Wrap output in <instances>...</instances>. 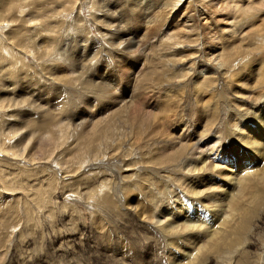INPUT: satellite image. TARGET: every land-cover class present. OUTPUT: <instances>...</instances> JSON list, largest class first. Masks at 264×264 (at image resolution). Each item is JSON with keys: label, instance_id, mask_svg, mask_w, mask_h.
<instances>
[{"label": "rangeland", "instance_id": "rangeland-1", "mask_svg": "<svg viewBox=\"0 0 264 264\" xmlns=\"http://www.w3.org/2000/svg\"><path fill=\"white\" fill-rule=\"evenodd\" d=\"M230 1L198 0L187 12L178 5L170 16L161 4L162 29H149L145 45L118 66L108 44L115 34L113 26L121 23L112 17L121 11L122 29L140 39L146 28L140 17L146 13L145 0H84L82 6L75 0H0V49L6 45L15 53L13 67L0 55V144L8 152H0V264H264V186L254 200L245 197L232 214V179L230 185L213 183L215 173L207 166L195 170L201 167L196 157L216 142L220 147L210 157L234 167L233 179L247 169L264 170V109L256 110L249 99L261 89L263 77L257 69L264 64V48L257 53L252 38L244 35L247 28L240 33L229 19L241 8L255 12V25L264 26V0L236 5ZM221 4H228L227 20L225 11L218 10ZM199 7L209 14L201 13L197 27H204V41L213 39L217 50L211 52H232L231 37L237 44L246 38L243 44L254 46L249 56L234 57L246 59L233 64L238 82L234 87L222 90L209 80L216 77L212 59L217 53L204 63L210 49L202 47L207 58L201 59L203 67L197 66L190 35L177 34L186 31L176 24L187 16L194 22ZM207 27L213 28L210 36ZM78 40L98 49L94 68L72 69L66 57ZM106 59L110 66L100 68L101 63L109 64ZM154 71L160 83L152 78ZM101 72L113 76L114 86L101 87ZM88 79L91 93L86 90ZM5 83L16 87L15 97L4 92ZM195 83L202 88L195 90ZM101 89L110 92L103 98ZM12 97L18 104L9 108ZM87 99L89 108L82 105ZM94 99L99 103L91 108ZM228 105L232 108L226 111ZM200 138H205L203 148L196 145ZM250 139L260 146L249 145ZM24 150L23 156H13ZM230 158L236 162L229 163ZM241 161L250 167L241 169ZM201 207L232 216L238 230L227 236V247L187 263L185 255L205 242L203 229L168 235L160 222L180 225L188 210L196 221L203 215ZM201 221L208 227L213 224L209 217Z\"/></svg>", "mask_w": 264, "mask_h": 264}, {"label": "bare ground", "instance_id": "bare-ground-1", "mask_svg": "<svg viewBox=\"0 0 264 264\" xmlns=\"http://www.w3.org/2000/svg\"><path fill=\"white\" fill-rule=\"evenodd\" d=\"M81 1H84V0H75V4L79 2V6H82L83 2ZM116 1V0H115ZM240 1L242 0H231L230 2H232L234 5H236V3H240ZM112 2V1H111ZM198 0H145V8L146 9V13L145 14H140L142 17V20L145 21V26L146 28L144 29L145 31V34L142 35L140 37V39L137 38V35L133 34V33H129L127 30L125 29H122L124 28V26L122 25V20L121 19H124L123 15L121 14V11H115V14L116 16H113L112 18H114L115 21H118L120 22L121 24H115L113 26V28H115L113 31L115 32L114 35L111 36V41L110 43L108 44V46H110L111 48V51L114 53V58H112L115 62H119L118 66L122 63H125L127 61L126 60V56L128 55H131L132 53H134V49H138L139 47L145 45L144 41L146 40V38L148 37V34L149 33V29L151 30V28H154L155 32L157 31H160L162 29V26L164 25L163 23L159 24V21L161 19H163V16L165 14V9H164V12L162 11V8H161V4H162V7L164 5H166L167 7L166 8H169L170 12H169V16L171 15V11H177L178 10V5L179 6H182L183 5V9L181 10V12H187L188 8L191 7V5L193 3L197 4ZM124 3V1H123ZM137 3V2H136ZM143 3V2H142ZM200 3V2H199ZM223 3V2H222ZM1 4V3H0ZM113 4V3H112ZM115 4V3H114ZM109 5V3H108ZM129 5V3H128ZM139 5V4H138ZM203 5V4H202ZM107 6V5H106ZM130 6V5H129ZM142 8V7H141ZM192 8V7H191ZM200 9H198V11L196 12V19L194 20V22H192V17L191 16H187L186 20L181 19L179 21V23H177V27H179L180 25H182V27H184V30L186 32H179L177 33L180 37H183L185 36L184 34H189L190 35V40H189V43L193 45V47H191L193 49V54L197 55V66L200 65V67H203L202 66V63H203V60L205 58H207L209 56V59H206L204 60L205 62L204 63H208L211 59H210V56H214L215 53L216 56L213 57V62L216 61V64L214 65V67L216 68V77L214 78V76L210 77L209 80H211V82H217L218 83V86L220 87V89L223 90V88H227L229 86L231 87H234L238 82L237 81H234L235 80V77H236V73H233L234 70H236L237 68L236 67H233V64L234 65H238L239 63H243L246 59L245 57H242V59L240 61H235L234 60V57L236 58V55L238 54H241L242 55H246V56H249L247 54H249V52L251 50H254V46H245V44H243V41L246 40V38H242V40L240 39L238 44L236 43V40H233L231 38H229V41L231 42L232 46L231 47H235L233 49H231L232 52H226V53H219L218 52H211L213 50H217L214 48V46L212 45L213 43V39L211 38L210 36V32H211V29L213 30L212 27H207V30H208V34H209V39H207V41H204L202 38H201V32L204 30V27H202V29H199L197 27V19L201 18V13L202 15L204 16L205 14H208L207 12L204 14L203 12L204 11V7H199ZM228 4L225 5V4H221L220 7H219V12L220 10L222 11H225V13L222 15L225 20H227V16H228V12H227V9H228ZM18 9V8H17ZM23 10V9H21ZM258 10V9H257ZM260 10V9H259ZM258 10V11H259ZM128 11V9H127ZM151 12V13H150ZM197 13L198 16H197ZM264 14V12H262ZM262 13H261V16H262ZM125 14V13H124ZM157 14V15H156ZM209 15V14H208ZM168 16V17H169ZM206 16V15H205ZM167 17V19H168ZM256 17H258V15L255 16V12H252L251 13H247L246 10H242L241 8H237V15L236 16H232V17H229V19H233L232 21V24H233V27L235 28L236 31H239L240 30V33L242 31L243 28H247V32L244 34V35H249L252 40H253V45H255V49H256V46H257V49L256 51H258L257 53L263 51V48H264V26L262 25H255L257 19ZM205 18V17H204ZM114 21V22H115ZM138 21V20H137ZM201 20H199L200 22ZM205 22L208 21V19H204ZM125 23L127 25V22L125 20ZM252 25V26H251ZM128 26V25H127ZM119 27V29H118ZM263 27V28H262ZM1 28V27H0ZM109 29V28H108ZM101 30V29H99ZM115 30H118L117 32ZM176 37V35L174 36ZM177 38V37H176ZM193 38V39H192ZM138 39V40H137ZM226 40V39H225ZM79 41V40H78ZM233 42H235L233 44ZM1 43V42H0ZM78 44H76L75 48H73V50L70 51V53L68 54V56L66 58H68L70 61L73 62V66H72V69H74L75 67L78 68V70H83L87 67H91V68H94L92 67L93 63L95 62V60H99V58H96L98 57V54H99V51L98 49L96 50V46L94 44H92V42L88 41L87 43L84 41L82 44H80V41L77 42ZM94 43V42H93ZM177 44V43H175ZM236 44V45H235ZM195 46V47H194ZM200 46V49H197L196 47ZM202 47H209L208 49H210V52H208L209 54H207V57L204 53V49H202ZM116 52V54H115ZM251 53V52H250ZM13 54L14 53V50L6 45H3L2 48L0 49V55L1 58L3 57L4 60L2 62H6V63H9L10 65L9 66H14V59H13ZM194 55V56H195ZM251 55V54H250ZM263 58H264V54L262 55ZM185 58V57H184ZM241 58V57H240ZM244 58V60H243ZM190 59V58H189ZM192 59V58H191ZM201 59H203L201 61ZM248 59V58H247ZM237 60V59H236ZM101 62V61H100ZM106 62H108L109 64H106L103 65L101 63V67H108L110 66V61L109 59H106ZM122 62V63H121ZM192 62V61H191ZM194 62V61H193ZM238 62V63H237ZM112 65V64H111ZM99 68V69H100ZM213 68V67H212ZM98 69V70H99ZM259 71H261L262 73V82L258 84V89L261 88L257 93L253 94L252 96L253 97H249V99L252 100V105L253 106H258L256 110L260 111L261 109H264V91L262 92V89H264V64L257 69ZM187 73L190 71L189 67L187 68ZM241 71V70H239ZM238 73V72H237ZM101 77H100V85L101 87L103 86H114L115 84V80L112 79L113 76L107 74V73H102L101 72ZM152 74V78H154L157 83H160V77L159 75H157V72L154 71ZM10 76V75H9ZM79 77L81 78L82 75L79 74ZM91 77V76H90ZM3 78V77H2ZM4 80V79H3ZM13 80V78H12ZM17 82V80L15 81ZM13 82V83H15ZM22 82V81H21ZM258 82V81H257ZM256 82V83H257ZM12 84H7L5 83L4 86L6 87H3L2 89L4 90L5 93H8L9 95L13 96L14 94H16V90L15 88H9L10 86L13 85ZM24 83V82H23ZM87 85H86V90H89L88 92L91 93V90H93V88L91 87V85L89 84V79L88 81L86 82ZM113 84V85H112ZM216 84V83H215ZM17 86V85H16ZM198 86V87H197ZM203 85H199L198 83H195V86H194V89L195 90H199L202 88ZM256 86V84H255ZM23 88V87H22ZM92 88V89H91ZM229 89V88H228ZM6 90H8V92H6ZM26 91V89H23ZM102 90V89H101ZM179 90V89H178ZM177 90V91H178ZM229 91V90H228ZM257 91V90H256ZM103 92V98L104 96L108 95V93L110 91H105V90H102ZM179 93V92H178ZM38 95V94H37ZM235 95V94H234ZM232 95V96H234ZM240 95V94H239ZM15 97V95L13 96ZM13 97L10 99V101L12 102V104L9 106V108H12L13 106L15 107L16 104H18V101L17 100H14ZM100 98L101 95H99ZM224 97V96H223ZM235 97V96H234ZM24 98V97H23ZM22 98V99H23ZM94 98V96H93ZM102 98V99H103ZM253 98V99H252ZM38 100V99H37ZM91 100V99H90ZM90 100L87 99V100H83L84 103L82 105L86 106V107H90ZM69 101V100H67ZM93 102H95L96 104L99 103V101H96L95 99L93 101H91V108L93 106ZM20 103V102H19ZM71 105H73V102L71 100ZM22 104V102H21ZM161 104V103H160ZM249 104V103H248ZM70 105V106H71ZM77 105V103H75L73 105V107H75ZM21 106V105H20ZM212 106V105H211ZM244 106V105H243ZM94 107V106H93ZM101 107V106H100ZM1 108V106H0ZM232 106L228 105V106H225V109L226 111H228V109H231ZM244 108V107H243ZM246 108V107H245ZM25 109V108H24ZM214 109H217V108H214ZM221 109V108H220ZM251 109V108H250ZM84 110V109H83ZM235 110V109H234ZM96 111V110H95ZM216 111V110H215ZM85 112V111H84ZM242 112V111H241ZM83 113V112H82ZM81 113V114H82ZM96 113V112H95ZM215 113V112H214ZM207 114V113H206ZM236 114V113H235ZM248 114V110L244 113H242V115H246ZM254 114V113H253ZM264 114V113H263ZM211 115V114H210ZM250 115V114H249ZM257 115V113H256ZM254 115V116H256ZM262 115V114H261ZM215 116V115H214ZM232 116H234L232 114ZM248 116V115H247ZM260 116V115H259ZM77 117V116H76ZM176 117V116H175ZM191 117V116H190ZM216 117V116H215ZM209 118V116H208ZM264 118V116H263ZM255 120V119H254ZM105 121V120H104ZM235 121V120H233ZM232 121V122H233ZM221 122V121H220ZM260 122V121H259ZM100 123H103V120H100L99 123L95 126V128L93 129V132L95 133L96 132V128L99 126ZM238 123V122H237ZM261 123V122H260ZM220 124V123H219ZM263 124V123H262ZM79 125V124H78ZM81 125V124H80ZM77 126V127H80ZM189 126V125H188ZM188 126L186 128H188ZM217 126V125H216ZM26 127V126H25ZM234 127H236V125H234ZM239 128V127H238ZM19 129V128H18ZM106 129L108 130V132L110 131L111 129V125L107 126ZM211 129V128H209ZM236 129V128H235ZM26 130V128H25ZM61 130V129H60ZM189 130V129H188ZM233 130V129H231ZM18 131V130H17ZM16 131V133H17ZM180 131V130H179ZM209 131V130H208ZM214 131V130H213ZM212 131V133H213ZM224 131V130H223ZM228 131V130H227ZM188 132V131H187ZM107 133V131L105 132ZM192 133V132H191ZM229 133V132H228ZM241 133V132H240ZM247 133V132H246ZM52 134V133H51ZM189 134V133H188ZM217 134H220V133H217ZM216 134V135H217ZM249 134V133H248ZM54 135V133H53ZM185 135V134H184ZM225 135V134H224ZM29 136V135H28ZM188 136V135H187ZM223 136V135H222ZM228 136V134H227ZM226 136V137H227ZM237 136V135H236ZM32 137V135H31ZM185 137V136H184ZM198 137V136H197ZM221 137V136H219ZM225 137V138H226ZM14 138V137H13ZM54 138V136H53ZM191 138V137H190ZM207 138V137H206ZM216 138V137H215ZM222 138V137H221ZM230 138V136H229ZM247 138V137H246ZM49 139V138H48ZM47 139V140H48ZM185 139V138H184ZM188 139V138H187ZM205 139V138H204ZM204 139L200 138V139H197V148L198 147H201L203 148L202 145L200 144H203L204 142ZM190 140V139H189ZM194 140V139H193ZM227 140V139H226ZM239 140H241L239 138ZM51 141V146H53L54 142L53 140H50ZM192 141V140H191ZM218 141V140H217ZM221 141V140H220ZM251 141V139H250ZM53 142V143H52ZM193 142V141H192ZM225 142V141H224ZM245 142V141H244ZM187 143V142H186ZM196 143V142H195ZM212 143V141H211ZM220 143V142H219ZM240 144L242 142H239ZM28 144V143H27ZM91 144V143H90ZM222 144V143H220ZM245 144H247L245 142ZM244 144V145H245ZM252 145L254 147L256 146H260V145H257L258 143L256 142V140H252L251 142H249V145ZM247 145V146H249ZM56 146V145H55ZM220 147V145H218V142H216V145L214 146H211L209 147V149L205 152V153H202L201 155H199L198 157H196V163L201 165L200 168L198 169H195L197 171H201L203 170L204 168H206V166L211 169L212 172L215 173V178L210 180L212 181L213 183L214 182H225L227 183V185H230L231 184V179H232V186L234 188V191L232 192V194H230L229 192V201H228V206L230 205V210H231V213L233 212H236V210H238L239 207H241L243 201H244V198L245 197H249L250 199L254 200L258 194H259V190L262 189V187L264 186V170H262V172L260 171L258 173V170L256 169H247L245 171H242V173H238L235 175V179H233L232 176H234L233 174V170H234V167L232 168H228L226 166V164L224 163H221V161H213L214 159L212 158L213 155L211 154L213 152V150H215L216 147ZM243 146V145H242ZM184 147V146H183ZM206 147V146H205ZM26 148V147H24ZM23 148V149H24ZM207 148V147H206ZM264 148V147H263ZM90 149V148H89ZM249 150H251L250 148H248ZM247 149V150H248ZM253 149V148H252ZM43 150H41L40 152H42ZM216 151V150H215ZM256 151V150H255ZM254 151V152H255ZM258 151V150H257ZM0 152L4 153L2 155H5L8 153L6 150H5V147H4V144H0ZM253 152V151H251ZM6 153V154H5ZM16 153V152H14ZM25 153V150L22 152V153H19V154H14L12 153L13 156H23V154ZM200 153V152H199ZM263 153V152H262ZM1 154V153H0ZM242 154V153H241ZM249 154V153H247ZM257 154V153H255ZM259 154V152H258ZM212 155V157H210ZM245 155L246 153H243V155L239 156L238 158L240 160H243L245 158ZM263 155V154H262ZM261 155V157H263ZM10 156V155H9ZM251 156V155H250ZM252 157V156H251ZM257 157V156H256ZM259 157V156H258ZM11 158V157H10ZM16 158V157H15ZM219 158V157H218ZM19 159V158H18ZM211 159V160H210ZM217 159V158H216ZM232 161H229V163H235L236 161H233V158H230ZM263 160V159H262ZM39 161V160H38ZM82 161V160H81ZM33 162V161H32ZM245 161H241L239 164H241V169L243 168H249L247 166L246 163H244ZM84 163V162H83ZM82 164V163H81ZM183 165V162L181 160L180 162V165ZM181 165V166H182ZM194 165V164H193ZM231 165V164H229ZM82 165H80V168H81ZM238 166V165H237ZM254 166V164H253ZM260 166V165H259ZM263 166V165H262ZM182 168V167H181ZM180 168V169H181ZM189 169H192V168H189ZM264 169V168H263ZM194 170V171H195ZM183 173L185 174V171H184V167H183ZM191 173L190 170H186V173ZM193 172V171H192ZM206 172V171H205ZM257 172V173H256ZM211 173V172H210ZM209 173V175H210ZM217 173V174H216ZM231 174V175H230ZM200 175V174H199ZM214 175V174H213ZM170 176H163L164 179L168 180ZM208 177V176H207ZM201 179V178H200ZM210 179V178H209ZM236 180V181H234ZM205 181V180H203ZM184 182V181H183ZM194 182V181H193ZM204 183V182H202ZM210 183V182H209ZM183 184V183H182ZM115 186V185H114ZM202 186V184H201ZM185 187V186H184ZM202 188V187H201ZM215 188V186H214ZM264 188V187H263ZM187 189V188H185ZM221 189V187H220ZM198 190V189H197ZM206 190V189H205ZM189 191H192V190H189ZM188 191V192H189ZM193 191H196L193 190ZM226 191V190H225ZM223 193V192H222ZM221 193V194H222ZM194 194V193H193ZM215 193H213L214 195ZM217 194V193H216ZM186 195V194H185ZM191 195V194H190ZM198 195V194H197ZM200 195V194H199ZM212 195V196H213ZM223 195V194H222ZM215 196V195H214ZM213 196V197H214ZM220 196V195H219ZM228 196V195H227ZM127 197V196H126ZM210 197V196H209ZM225 198V197H224ZM227 198V197H226ZM198 199V197H197ZM162 200V199H161ZM206 200L207 197H206ZM221 200V199H220ZM164 201V200H163ZM187 201V200H186ZM226 201V200H225ZM137 202V201H135ZM134 202V203H135ZM208 202V201H207ZM220 202V201H219ZM138 203V202H137ZM160 203V202H159ZM166 203V202H165ZM202 203V202H201ZM194 204V203H193ZM222 204V203H221ZM168 205V203H167ZM200 206V205H199ZM222 206V205H221ZM167 207V206H166ZM186 210V206H183ZM197 207V206H196ZM211 207V206H210ZM248 207V206H247ZM138 208V207H137ZM171 208V207H170ZM200 208V207H199ZM205 207H201V213H203V215H199L197 218L195 219H198L196 221H193L191 220L192 217H193V212L191 210H188L187 213L185 215H182L181 218H182V223L180 225H177V226H174L172 223H168L166 221H163V222H160V225H162V229L165 233H167L168 235L169 234H172L173 232H177L176 234L178 233H186V232H195V231H199L201 229L202 230V234L201 236H203L204 238V243L199 245V246H196L195 248L192 249L191 253L189 254H186L185 255V260L186 262L188 263L189 261H191L192 259H202L207 253H210L212 251H220L219 249H222V248H225L227 247V236L231 233H233L234 231H237L238 228H237V225H235L236 223H232V216H229L227 214H222L219 216V214H221L222 211H220V209L218 210H207L205 211L204 209ZM218 208V207H217ZM135 209V208H134ZM169 209V208H168ZM208 209V208H207ZM229 209V208H228ZM250 209V208H249ZM133 210V208H132ZM200 210V209H198ZM222 210V208H221ZM246 210V209H245ZM143 211V210H142ZM171 211V210H170ZM243 211V210H242ZM144 212V211H143ZM142 212V213H143ZM175 212V211H174ZM183 212V211H182ZM223 212H226L225 210ZM181 213V212H180ZM232 213V214H233ZM248 213V212H247ZM164 213L161 214V216H163ZM169 214V213H168ZM195 215V214H194ZM206 215V216H205ZM169 216V215H168ZM235 216V215H234ZM206 217H209L211 218L212 221V225H210L209 223V226H206V224H204L203 221H201V219H205ZM175 219L177 220V217L174 216V221ZM194 219V218H193ZM194 219V220H195ZM241 219V218H240ZM173 220V218H172ZM161 221V220H160ZM156 223V222H155ZM158 223V222H157ZM177 223V222H176ZM178 224V223H177ZM233 224V226H232ZM238 224V223H237ZM173 225V226H172ZM208 231V232H207ZM187 234V233H186ZM198 235V234H196ZM193 237V236H192ZM189 238V237H188ZM202 238V239H203ZM178 240V239H177ZM198 240H200L199 238L195 241L199 242ZM186 241H188L186 239ZM191 241V239H190ZM189 244V243H188ZM188 244H186L188 246ZM189 248H191L189 246ZM191 250V249H190ZM264 255V254H263ZM194 259V260H195ZM263 259V258H262ZM197 261V260H196ZM195 261V262H196ZM194 262V261H193ZM169 263V262H168ZM191 263V262H190Z\"/></svg>", "mask_w": 264, "mask_h": 264}]
</instances>
